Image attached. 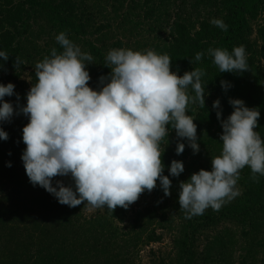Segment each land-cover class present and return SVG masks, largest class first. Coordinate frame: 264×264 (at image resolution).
I'll return each mask as SVG.
<instances>
[{
    "label": "trees",
    "instance_id": "trees-1",
    "mask_svg": "<svg viewBox=\"0 0 264 264\" xmlns=\"http://www.w3.org/2000/svg\"><path fill=\"white\" fill-rule=\"evenodd\" d=\"M212 19L222 20L227 31L212 24ZM61 32L93 57L94 64L86 67L94 90L98 78L110 72L106 57L113 49L167 54L171 71L181 76L203 69L201 80L210 94L204 108L190 104L187 113L197 125L200 151L194 155L187 141L181 140L185 150L177 155L178 138L169 126L163 174L169 175L172 160L184 165L178 178L169 176L171 195L165 197L157 181L151 193L145 191L128 209L117 207L111 212L103 207L87 218L86 203L61 205L29 182L21 160L26 147L22 129L28 118L15 114L10 122H0L9 137L0 140V264H133L140 241L162 239L158 228L175 233L172 251L152 264H237L238 259L240 264H264V176L257 174L258 182L253 181L251 169H242L236 185L241 195L219 211L208 208L186 219L178 203L179 182L200 169L210 171L211 159L222 152L214 100H220L221 119L233 111L229 98L258 108L255 130L264 139V0H0V51L9 55L7 61L0 58V84L15 85L19 100L16 95L4 100L13 104L16 113L26 105L27 88L37 83L35 65L50 58L53 48L63 51L56 41ZM239 46L245 48L249 71L219 72L208 49L231 53ZM198 52L204 56L195 61ZM16 57L23 63L15 69ZM25 70L30 82L22 79ZM221 80L231 84L227 91L222 90ZM57 180L65 186L73 183L70 176H58L53 186ZM124 222L130 227L122 232L119 224Z\"/></svg>",
    "mask_w": 264,
    "mask_h": 264
},
{
    "label": "clouds",
    "instance_id": "clouds-1",
    "mask_svg": "<svg viewBox=\"0 0 264 264\" xmlns=\"http://www.w3.org/2000/svg\"><path fill=\"white\" fill-rule=\"evenodd\" d=\"M227 31L220 19L210 21ZM63 51L51 50L35 65L37 83L26 94V105L14 111L4 97L15 93L12 83L0 84V122H10L15 114H23L28 123L22 129L26 145L21 155L29 182L52 194L61 205L76 207L87 204L91 209L117 207L128 209L145 192L151 193L157 181L164 196H170L172 181L184 172L182 161L172 160L169 175H164L162 155L168 143L169 126L175 130V152L181 155L185 143L195 155L200 151L197 125L188 115L190 104L205 107L204 70L195 68L177 75L171 71L167 54L131 49H113L106 57L110 72L100 76L98 89L89 87L87 71L93 57L75 45L64 32L56 36ZM219 72L249 71L244 46L208 49ZM203 52L195 55L200 61ZM3 61L9 59L0 51ZM23 63L19 57L14 68ZM191 63V61H189ZM227 91L231 84L220 81ZM191 89L194 95L189 92ZM233 111L221 119L219 99L212 103L222 127V152L211 159V170L200 169L179 182L178 203L185 218L202 215L211 208L219 211L223 205L241 195L236 187L240 171L251 169L252 180L264 176V139L255 130L260 112L249 108L241 99L229 98ZM8 133L0 128V140ZM166 139V143H163ZM11 167V163L7 164ZM70 176L72 184L65 186L55 177Z\"/></svg>",
    "mask_w": 264,
    "mask_h": 264
},
{
    "label": "rangeland",
    "instance_id": "rangeland-1",
    "mask_svg": "<svg viewBox=\"0 0 264 264\" xmlns=\"http://www.w3.org/2000/svg\"><path fill=\"white\" fill-rule=\"evenodd\" d=\"M22 79L30 82V76L28 75V70H25V72L22 75ZM30 89V87L27 88V91ZM147 201H150V198L147 199ZM160 204H163V202H160ZM100 209V208H99ZM99 209H91L88 205H86L83 208V216L89 218L96 215ZM132 214H130L131 216ZM128 222H124L123 224H119V230L124 232L126 231L125 228H129ZM174 230H170L167 228L157 229V234H161L162 239L157 242H151L149 244H146L143 241H140L138 245L136 246L137 255L134 257L133 264H152V261H155L158 256L169 254L172 251V238L174 235ZM235 253L237 254L238 251L235 250ZM237 258V257H236ZM239 258V257H238ZM237 264H240L239 259L236 260Z\"/></svg>",
    "mask_w": 264,
    "mask_h": 264
}]
</instances>
